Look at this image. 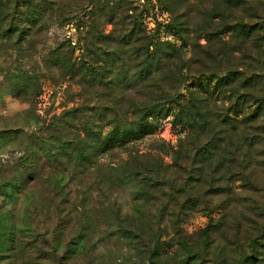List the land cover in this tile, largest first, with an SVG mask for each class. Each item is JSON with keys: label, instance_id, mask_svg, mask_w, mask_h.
<instances>
[{"label": "rangeland", "instance_id": "rangeland-1", "mask_svg": "<svg viewBox=\"0 0 264 264\" xmlns=\"http://www.w3.org/2000/svg\"><path fill=\"white\" fill-rule=\"evenodd\" d=\"M0 264H264V0H0Z\"/></svg>", "mask_w": 264, "mask_h": 264}, {"label": "trees", "instance_id": "trees-1", "mask_svg": "<svg viewBox=\"0 0 264 264\" xmlns=\"http://www.w3.org/2000/svg\"><path fill=\"white\" fill-rule=\"evenodd\" d=\"M159 110L151 109L149 111H145V113L140 116L138 119V123L130 126H124L120 124H115L109 129L108 134L105 136V142L107 144L111 143L112 145H103V149L110 148L113 144H123L127 137L129 136H138L141 132H144L147 128H151L153 123L148 121L147 115H158Z\"/></svg>", "mask_w": 264, "mask_h": 264}]
</instances>
